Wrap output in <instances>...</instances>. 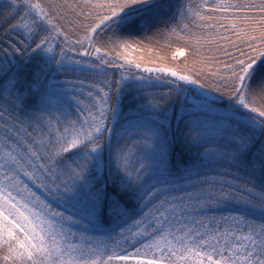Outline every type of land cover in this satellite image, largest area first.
I'll return each mask as SVG.
<instances>
[{
	"label": "snow or ice",
	"instance_id": "snow-or-ice-1",
	"mask_svg": "<svg viewBox=\"0 0 264 264\" xmlns=\"http://www.w3.org/2000/svg\"><path fill=\"white\" fill-rule=\"evenodd\" d=\"M0 264H264V0H0Z\"/></svg>",
	"mask_w": 264,
	"mask_h": 264
},
{
	"label": "trees",
	"instance_id": "trees-1",
	"mask_svg": "<svg viewBox=\"0 0 264 264\" xmlns=\"http://www.w3.org/2000/svg\"><path fill=\"white\" fill-rule=\"evenodd\" d=\"M192 2L195 4V3H199L200 0H192ZM205 14H207V13H205ZM161 54L163 55L164 53L162 52ZM131 55H132V56H139L140 53H139V52H134V51H133V52L131 53ZM148 55H149V54L145 51V52H144V56L147 58ZM167 55L169 56V59H171V50H169V51L167 52ZM177 59L182 61V60H183V57H177ZM148 66L151 67L152 65L149 64Z\"/></svg>",
	"mask_w": 264,
	"mask_h": 264
}]
</instances>
